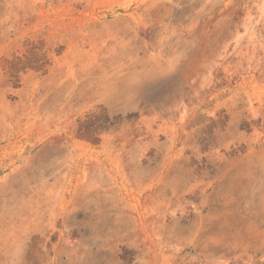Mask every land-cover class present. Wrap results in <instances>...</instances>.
<instances>
[{
  "label": "rangeland",
  "instance_id": "obj_1",
  "mask_svg": "<svg viewBox=\"0 0 264 264\" xmlns=\"http://www.w3.org/2000/svg\"><path fill=\"white\" fill-rule=\"evenodd\" d=\"M0 264H264V0H0Z\"/></svg>",
  "mask_w": 264,
  "mask_h": 264
}]
</instances>
